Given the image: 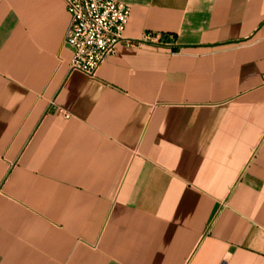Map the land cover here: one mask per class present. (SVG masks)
Returning <instances> with one entry per match:
<instances>
[{
	"label": "crops",
	"instance_id": "crops-1",
	"mask_svg": "<svg viewBox=\"0 0 264 264\" xmlns=\"http://www.w3.org/2000/svg\"><path fill=\"white\" fill-rule=\"evenodd\" d=\"M117 1L90 77L0 0V264H264V0Z\"/></svg>",
	"mask_w": 264,
	"mask_h": 264
},
{
	"label": "built area",
	"instance_id": "built-area-1",
	"mask_svg": "<svg viewBox=\"0 0 264 264\" xmlns=\"http://www.w3.org/2000/svg\"><path fill=\"white\" fill-rule=\"evenodd\" d=\"M71 17L66 44L73 49L71 71L96 76L125 41L132 7L117 0H64Z\"/></svg>",
	"mask_w": 264,
	"mask_h": 264
}]
</instances>
